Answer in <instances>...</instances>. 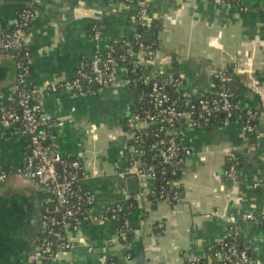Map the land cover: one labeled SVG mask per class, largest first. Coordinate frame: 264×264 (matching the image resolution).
I'll list each match as a JSON object with an SVG mask.
<instances>
[{
	"label": "crops",
	"instance_id": "crops-1",
	"mask_svg": "<svg viewBox=\"0 0 264 264\" xmlns=\"http://www.w3.org/2000/svg\"><path fill=\"white\" fill-rule=\"evenodd\" d=\"M26 7L34 10L26 38L28 83L40 91L55 151L81 162L95 203L90 221L68 234L74 249L38 261L46 194L15 172L27 156L20 125L0 123V172L8 171L0 186V264H208L207 254L233 224L241 246L264 261V0H150L145 15L136 1L0 0V30H10ZM97 20L104 22L96 35ZM139 25L143 33L157 29L147 44L158 48L145 79L176 78L173 93L196 100L217 92L215 73L232 65L228 91L242 111L258 113L252 132L241 118L181 126V144L190 154L175 204L151 199L153 181L149 196L139 199V183L125 175L132 142L127 121L140 101L125 66H116L112 85L95 94L48 89L72 79L112 42L138 37ZM15 83L14 69L0 62V108L11 106ZM233 163L237 173L230 179ZM115 205L127 209L126 241L116 222L103 218Z\"/></svg>",
	"mask_w": 264,
	"mask_h": 264
},
{
	"label": "built area",
	"instance_id": "built-area-1",
	"mask_svg": "<svg viewBox=\"0 0 264 264\" xmlns=\"http://www.w3.org/2000/svg\"><path fill=\"white\" fill-rule=\"evenodd\" d=\"M136 1L140 5L142 15L147 14L148 4L150 0H126L125 2ZM231 1L224 0L230 4ZM34 17V10L27 11L26 9L18 16L14 22V30L11 34H5L0 30V57L11 59L17 70L16 84L12 90V97L17 98V104L20 108L5 111L0 108V123H18L23 135L30 139V152L25 157L21 166L15 169L16 174L23 176L25 179L33 181L46 194V208L42 215V227L39 244L36 250L37 260L53 261L58 251L74 249L75 245L69 240L68 234L77 229L84 221L91 219V212L95 203L93 195L87 189L84 193L78 194L80 190L79 179L86 181L87 174L81 162L78 160H69L60 156L53 147L52 135L49 122L42 110L38 96L40 91L34 86L29 85V64L30 52L25 51L27 48V27ZM93 32L97 35L99 30L95 25ZM22 51L24 53H22ZM144 52L139 54L131 53V57L126 61L125 55H121V62H128L135 66L143 63ZM120 65L119 61L112 57L111 52L97 53L93 56L90 62L83 63L72 79L49 87V90L56 88L72 91L77 94H90L92 89L85 88L83 82L88 84L95 83L101 89L108 88L113 83V72L116 66ZM126 67V63L124 64ZM156 75L146 82H152L151 97L154 102L153 113H148L144 120L138 116H131L127 121L129 131L131 133V145L128 150L131 152L129 165L126 168L125 175L135 177L139 183L140 189L137 197L139 199L148 196L149 181L154 182L155 168L147 166L143 161L136 159V155L148 154L159 150V155L163 160L172 166L183 164L184 159L189 156L190 152L186 150L178 138L181 135L178 125H183L185 122L194 123V106L191 105L189 110H179L173 105H169V97L162 91V87L157 81ZM216 79L230 83L233 81L232 76L217 71L214 76ZM179 83L176 80V84ZM218 87V86H217ZM231 93L225 90V87L219 86L218 91L205 95L197 101L202 111L200 114L201 120L209 122L213 113L229 108L239 109L238 104L231 100ZM250 119L247 124H244V129L248 132L254 131V126L250 125L251 111L247 112ZM231 112H227L230 116ZM154 125L160 131L165 132L167 140H158L152 148L145 150L141 144L143 136L147 135L145 128ZM156 136V134L154 135ZM161 148V150H160ZM59 165L60 171L56 169ZM237 173L236 164H230L227 176L230 179H235ZM123 174V173H121ZM8 177L6 171L0 172V186ZM172 190L179 187V183L173 185L167 183ZM163 188V187H162ZM155 192V191H154ZM178 200V192H174L173 196H169V192L165 188L161 189L157 201H169V199ZM124 208L120 205H115L109 209L114 214L111 217L104 216L105 219L117 221L118 212H122ZM247 219L253 220L252 215L246 216ZM259 221L264 224V215L259 218ZM128 229L126 226L119 230L122 241L127 239ZM239 236V230L234 224L231 225L225 235V238L206 256L208 264H264V261L257 258H252L246 248L238 247L236 240ZM232 240V241H231ZM235 240V242H233ZM205 261V260H204ZM201 260L196 259L194 263H201ZM102 264H107L103 262Z\"/></svg>",
	"mask_w": 264,
	"mask_h": 264
},
{
	"label": "trees",
	"instance_id": "trees-1",
	"mask_svg": "<svg viewBox=\"0 0 264 264\" xmlns=\"http://www.w3.org/2000/svg\"><path fill=\"white\" fill-rule=\"evenodd\" d=\"M121 1L125 2L126 0H121ZM239 2L240 0L236 2L231 1L232 4L239 3ZM24 9H26L27 11H33V8L26 7V8L19 10L18 16L23 12ZM18 16L16 20L18 19ZM103 22H104L103 20L93 21L92 28L96 25L97 29L100 31L101 30L100 28L103 25ZM30 24L26 29L27 33L29 30ZM13 30H14V24L10 30H3V32L5 34H11ZM157 48L158 46L155 47L153 45L144 44L140 37L135 36L129 39H121V40L112 42L110 46L108 47V49L105 51V52H111L112 57L117 59L120 65L124 66V64L126 63V70H127V77H128L129 84L132 87L137 88V90L140 93V101L136 105V107L131 111V115H130L131 118L133 116H138L140 117L141 120H144V118L146 117L148 113L155 112L153 98L150 96L151 91H152L151 90L152 82H149V83L146 82L145 71L147 70L150 64V61L153 59ZM26 50L29 51L28 46L27 48L25 47L24 52ZM141 51L144 52L145 54L143 56V63L140 65L135 66L133 64H127L128 62L124 63L119 60V57L121 55H125L127 59L126 61H128L129 58L131 57V53L139 54ZM24 52L22 51V53ZM90 61L91 59L87 62H90ZM234 69H235L234 66L230 65L223 69H220L219 72L224 73L228 76H232L234 79L235 77ZM28 70H29V76H30L31 75L30 64H29ZM176 80H177L176 78L157 76V81L159 85L162 87V91L165 94H167L169 97V102H168L169 105H173L176 109H179V110H189L191 105H195L194 106V116H193L194 121L200 122L201 124H203V126H206V127H211L212 125L218 124L219 122L224 121V120L235 121L241 118L244 124H247V122L249 121L250 115H248L246 111H242L240 108L239 109L229 108L226 110H220L217 113H213L212 114L213 116L211 117L210 121L204 123L200 118L201 112H204V111H202L197 101L185 100L183 98L176 96L173 93L174 88L177 87ZM215 84L218 87L223 85L225 87V90H228L229 83L225 81H221L220 79L215 78ZM83 85L85 88L90 87L92 89V93L94 94L100 91V87L95 83L88 84L86 82H83ZM230 98L231 100H234L235 96L231 94ZM3 109L5 111L11 110V109H15L16 111H18L20 108L18 107V104H17V98L12 97L11 106L9 108L4 107ZM228 111L231 112L230 116H227ZM251 118L253 119L250 120L249 124L256 127L257 120H258V113L252 112ZM181 126L182 125H178L177 127L180 129ZM145 130H146L147 135L143 136V143L141 144V146H143L145 150L147 149L149 150L150 148H152V146L160 139L167 140V135L165 134V132L160 131L157 126L150 125L146 127ZM155 134L156 136H154ZM23 136H24V141H25L27 155H28L30 152V139L26 135H23ZM178 142L181 143V135L178 138ZM156 153L158 154L159 150L155 152H150V153L148 152V154L135 156L137 160L143 161L147 166L155 168V178H154L155 192L150 195L151 199L152 200L154 199L155 201H157L156 198L159 197L161 193V189L163 188H165V190L169 192L170 197L173 196L174 192L177 191L179 194V199H180V196H181L180 186L177 188L175 187V189L171 190L168 187L167 183L173 184V185L179 183L182 177L184 164L186 161L184 159V156L182 154L180 155V158H183L184 160L183 164H180L179 166H172V164L165 162L163 158L159 155H156ZM6 172L8 173V171ZM79 182H80L79 187L81 191H79L78 194H82L84 193V190L86 189V183L82 179H79ZM178 200H174L172 198L169 199V201L172 204L177 203ZM113 214H114L113 211H109L105 216L111 217ZM117 215H118V219L116 221L117 228L118 230H122L123 227L126 226L125 221L127 218V209L124 208V210L122 212H118ZM89 221L90 220L84 221L83 224L88 223ZM233 242H235V240H233ZM236 242L239 248L242 247L238 239L236 240ZM106 263L116 264V262L113 259H107Z\"/></svg>",
	"mask_w": 264,
	"mask_h": 264
},
{
	"label": "water",
	"instance_id": "water-1",
	"mask_svg": "<svg viewBox=\"0 0 264 264\" xmlns=\"http://www.w3.org/2000/svg\"><path fill=\"white\" fill-rule=\"evenodd\" d=\"M137 27H138L137 28V35H138V37L140 36L142 38V42L144 44L152 43V34L153 35L156 34L157 33V29L156 28H150V30H149L150 32L149 33H143L141 31V26L139 25ZM3 61L8 62L11 65V67L14 69L15 74H17V70H16V67H15V64H14V62L11 59H9L7 57H0V62H3ZM56 169H57L58 172L60 171L59 165H56ZM130 180L132 182H134L135 184L137 182V179L135 177H130L129 181Z\"/></svg>",
	"mask_w": 264,
	"mask_h": 264
}]
</instances>
